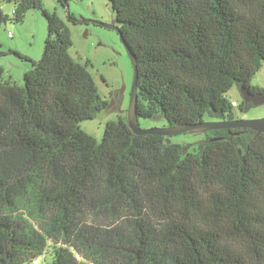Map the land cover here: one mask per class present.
<instances>
[{"label":"trees","instance_id":"16d2710c","mask_svg":"<svg viewBox=\"0 0 264 264\" xmlns=\"http://www.w3.org/2000/svg\"><path fill=\"white\" fill-rule=\"evenodd\" d=\"M9 1L14 21L43 10L49 32L42 59L28 58L24 85L0 82V95L25 123L0 139L2 215L22 202L29 209L25 220L34 214L31 207L51 205L57 228L82 235L92 213L134 211L147 200L169 220L176 264H264V133L211 129L192 134L199 140L174 142L136 135L116 113L102 139L87 134L83 122L109 106L89 71L91 60L72 54L71 28L42 0ZM109 3L138 62L139 119L160 116L170 126L232 119L229 90H255L251 83L264 63V0ZM7 20L1 10L0 26ZM253 106L242 100L241 109ZM15 149L27 156L9 159ZM10 219L2 224L8 231L16 228Z\"/></svg>","mask_w":264,"mask_h":264},{"label":"rangeland","instance_id":"374dc122","mask_svg":"<svg viewBox=\"0 0 264 264\" xmlns=\"http://www.w3.org/2000/svg\"><path fill=\"white\" fill-rule=\"evenodd\" d=\"M42 5L50 12L57 11L71 28L72 54L82 61L91 60L89 71L103 99L109 103L112 101L108 110L101 111L93 120L83 122L82 128L87 134L102 139L112 114L124 116L127 123L126 111L134 79L133 62L119 32L96 23L115 21L109 0H70L68 7H63L58 0H42ZM1 10L9 20L0 26V82L10 81L23 86V76L32 69L28 58L41 60L43 57L49 23L40 8L30 9L22 21L13 20V2L0 0ZM68 14L82 22H73ZM251 86L264 89V63ZM227 96L238 104L232 119L264 117L261 98L255 99L249 110H243L244 95L240 87L235 85ZM0 109L3 112L0 139H9L12 130L21 124L19 110L1 95ZM207 120L220 119L213 117ZM139 122L143 128L167 126L166 119L160 116L153 119L142 117ZM192 134H177L171 140L193 141L202 135L197 133L198 137H194ZM17 151L11 152L8 158L16 161L20 154ZM26 156V153L20 154V160ZM17 205L18 210L5 215L16 227L8 231L2 227L5 216L0 203V264H56L55 258L59 256L65 264H176L177 247L167 238L169 220L154 211L147 200L134 211L117 207L109 213L89 215L82 228V235H89V240L76 232L67 235L62 228H57L53 223L58 212L51 205L31 207L34 214H27L25 220L21 216L29 210L28 205L22 202ZM93 217L99 221H91Z\"/></svg>","mask_w":264,"mask_h":264},{"label":"water","instance_id":"95a60500","mask_svg":"<svg viewBox=\"0 0 264 264\" xmlns=\"http://www.w3.org/2000/svg\"><path fill=\"white\" fill-rule=\"evenodd\" d=\"M97 24H100L102 26H105V28L108 29H115L119 32L121 35V38L125 44V48L132 60L133 68H134V79L132 81L131 85V91L129 95V104L127 108V123L129 125V128L134 132L136 135H143V134H150V135H165L167 138H171L177 134H185V133H198L201 134L203 132H206L207 130L211 129H242L247 128L255 131V136L264 133V117L255 118V119H220V120H205L202 122H196V123H185V124H179L175 126L165 125L162 127H156V128H143L140 125L139 122V116H138V79H139V71H138V65L135 55L132 53V51L129 49V45L126 43V41L123 39V35L121 33V27L113 21L112 23H105L102 21H97ZM242 93L244 95V100L248 101L250 98V92L245 89L241 88ZM118 94V92H116ZM261 102H264V95L260 99ZM255 103V102H254ZM111 106V105H110Z\"/></svg>","mask_w":264,"mask_h":264},{"label":"flooded vegetation","instance_id":"af4514ba","mask_svg":"<svg viewBox=\"0 0 264 264\" xmlns=\"http://www.w3.org/2000/svg\"><path fill=\"white\" fill-rule=\"evenodd\" d=\"M250 91V100H249V102H251V103H253V101L255 100V99H258V98H261V97H263V95H264V89H262V88H255V90L254 89H251V90H249ZM117 92V91H116ZM115 92V93H116ZM111 103H112V101H110V105H111Z\"/></svg>","mask_w":264,"mask_h":264},{"label":"built area","instance_id":"2783aa9c","mask_svg":"<svg viewBox=\"0 0 264 264\" xmlns=\"http://www.w3.org/2000/svg\"><path fill=\"white\" fill-rule=\"evenodd\" d=\"M232 105H233L234 107L238 106L237 102H235V101H232Z\"/></svg>","mask_w":264,"mask_h":264}]
</instances>
